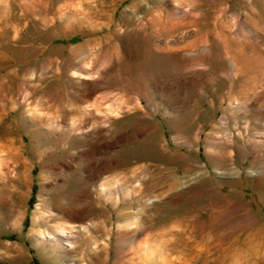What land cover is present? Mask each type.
<instances>
[{
	"label": "rangeland",
	"instance_id": "374dc122",
	"mask_svg": "<svg viewBox=\"0 0 264 264\" xmlns=\"http://www.w3.org/2000/svg\"><path fill=\"white\" fill-rule=\"evenodd\" d=\"M263 32L264 0H0V264H264Z\"/></svg>",
	"mask_w": 264,
	"mask_h": 264
},
{
	"label": "bare ground",
	"instance_id": "6f19581e",
	"mask_svg": "<svg viewBox=\"0 0 264 264\" xmlns=\"http://www.w3.org/2000/svg\"><path fill=\"white\" fill-rule=\"evenodd\" d=\"M249 18H251V17H249ZM251 20V19H250ZM257 20H253V22H254V24H257V22H256ZM257 28H258V26H257ZM264 33V32H263ZM153 183H154V181H152V182H150V184L151 185H153ZM135 185V184H134ZM175 185V182L173 181V182H171V183H169L168 184V188L170 189L171 187H173ZM142 188V185H140V184H136L135 186H133V187H130V188H128V187H122V190H124L123 192H124V194H131V193H134V192H137V193H143V189H141ZM145 190V189H144ZM142 191V192H141ZM109 193V192H108ZM136 197L135 196H133L132 194H131V199L132 200H134ZM85 210V204H81V203H78V204H76V205H74V207H68V208H66L65 209V213L67 214V213H76V214H82V212ZM128 211L127 210H125V209H120V213H119V218L121 219V218H129L130 216L128 215ZM125 220V219H124ZM126 224V223H125ZM70 228L71 227H73V225H68ZM62 227H66V225H64V223H63V226ZM40 231V230H39ZM64 231V230H63ZM167 233L170 231V230H165ZM165 231H159L158 233H157V235H158V237H160V236H163L164 234H165ZM41 232V231H40ZM70 232V231H69ZM80 232L82 233V234H85L84 236H85V238H87V240H89L90 242H93V243H96V239H94L93 238V236H91L90 234H87V232H85V230H80ZM63 233H65V237H66V239L68 240V242H69V245L70 244H74V242H72L71 241V239L72 238H75V236L74 235H72V234H70V233H68V232H63ZM42 234V233H41ZM40 234V235H41ZM157 237V238H158ZM71 238V239H70ZM157 238L156 239H154L153 237H152V234H149V233H145V232H143V234H142V236H141V240L138 242V247L139 246H145V247H150L151 245H154L153 244V242H156V240H157ZM202 244V243H201ZM207 244H209V240L207 239V240H205V239H203V245L206 247V245ZM141 249H142V247H141Z\"/></svg>",
	"mask_w": 264,
	"mask_h": 264
}]
</instances>
